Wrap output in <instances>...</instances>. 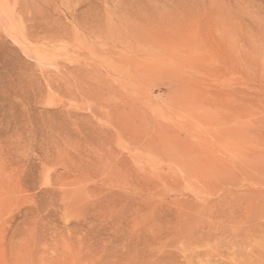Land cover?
Here are the masks:
<instances>
[{
  "label": "rangeland",
  "instance_id": "rangeland-1",
  "mask_svg": "<svg viewBox=\"0 0 264 264\" xmlns=\"http://www.w3.org/2000/svg\"><path fill=\"white\" fill-rule=\"evenodd\" d=\"M0 264H264V0H0Z\"/></svg>",
  "mask_w": 264,
  "mask_h": 264
}]
</instances>
